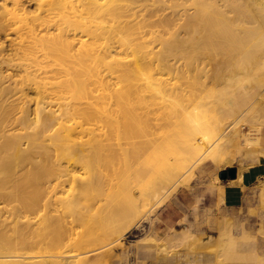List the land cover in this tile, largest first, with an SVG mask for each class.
Masks as SVG:
<instances>
[{"label": "bare ground", "instance_id": "6f19581e", "mask_svg": "<svg viewBox=\"0 0 264 264\" xmlns=\"http://www.w3.org/2000/svg\"><path fill=\"white\" fill-rule=\"evenodd\" d=\"M240 149L256 230L225 216L212 239L175 237L264 264V0H0V264H104L145 209ZM121 153L134 161L113 179ZM70 223L79 253L47 254Z\"/></svg>", "mask_w": 264, "mask_h": 264}, {"label": "rangeland", "instance_id": "374dc122", "mask_svg": "<svg viewBox=\"0 0 264 264\" xmlns=\"http://www.w3.org/2000/svg\"><path fill=\"white\" fill-rule=\"evenodd\" d=\"M157 4L158 2L154 5ZM232 125L230 124L226 131H229ZM242 155L241 149L233 152L231 165H227L223 169H216L212 162L208 160L201 162L194 169L193 178L187 187L177 188L158 208L154 210L145 209L134 222H131L130 227L119 236L117 241L111 244V250L108 252L104 264H217L214 259L212 242L204 243L206 245L204 250L191 251L175 235L186 231L189 235L188 243H193L201 238L207 241L215 237L217 234L216 227L225 216L230 218L233 223L232 231L237 234L239 228L237 220L247 215L248 207H253L256 204L257 179L253 176L251 166L248 167L249 170L244 169L242 171V179H237L236 176L234 180L228 178L223 180L219 178V173L230 167H235L236 170L239 167H246L245 162L241 160ZM132 159L129 160V157L123 153L115 156L109 166L113 179L117 174L124 172L125 165L134 161ZM247 162H249L248 159ZM219 187L220 190L222 188L226 191V196L220 204L217 203L216 199ZM60 189L61 187L57 186L55 190L59 191ZM50 215V225L39 234L46 235L48 239L52 238L53 227L62 222V220L58 221V212L52 211ZM4 216L6 214H3ZM249 216L250 220L247 222L252 232H254L258 225L255 222L257 216ZM195 217L198 219V223L195 222ZM35 220L31 221L35 222ZM63 220L67 222L66 217ZM196 223L197 225H195ZM68 227L75 234L60 241V246L57 247H52L53 244L50 242V245L46 247L47 254L59 253L65 256H75L79 253L80 250L75 247V241L76 234L81 232V229L76 223H70ZM172 229L174 230L172 231ZM33 239L39 243L42 241L38 235L34 236ZM54 246L56 245L54 244ZM89 249L91 250V248ZM89 249L85 251H90ZM37 251L38 249L35 247L27 254L37 255ZM91 251L85 256L90 258L99 253V251L92 253ZM20 252H25V250L18 249L13 255L20 254ZM80 257L82 258L79 255L78 258Z\"/></svg>", "mask_w": 264, "mask_h": 264}, {"label": "water", "instance_id": "95a60500", "mask_svg": "<svg viewBox=\"0 0 264 264\" xmlns=\"http://www.w3.org/2000/svg\"><path fill=\"white\" fill-rule=\"evenodd\" d=\"M236 174H237V170L235 167H230V168H226L225 170H222L220 173H219V178L220 179H230V180H233L235 179L236 177Z\"/></svg>", "mask_w": 264, "mask_h": 264}, {"label": "crops", "instance_id": "0c3cea01", "mask_svg": "<svg viewBox=\"0 0 264 264\" xmlns=\"http://www.w3.org/2000/svg\"><path fill=\"white\" fill-rule=\"evenodd\" d=\"M215 167V166H214ZM216 168V167H215ZM217 169V168H216ZM254 176V175H253ZM234 180V179H233ZM257 184V183H256ZM221 194L223 195V198L226 196V191H224V189L221 188ZM216 199L218 201V195L216 194ZM251 208V207H248L247 208V215L246 216H243V218H240V220H237V222L239 223L241 220H243L244 218H247V220L249 221L250 220V216L248 215V209ZM248 216V217H247Z\"/></svg>", "mask_w": 264, "mask_h": 264}]
</instances>
